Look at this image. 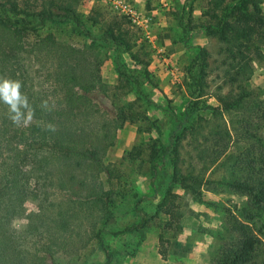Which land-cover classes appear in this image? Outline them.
Here are the masks:
<instances>
[{"label":"trees","instance_id":"trees-1","mask_svg":"<svg viewBox=\"0 0 264 264\" xmlns=\"http://www.w3.org/2000/svg\"><path fill=\"white\" fill-rule=\"evenodd\" d=\"M225 2L210 0L206 12L209 17L206 31L216 39L219 48L214 65L208 63L207 51L200 48L187 67L189 88L198 96L206 92L208 77L216 74L220 82L213 96L221 107L204 108L211 111L212 118L208 123L214 122L208 133L201 130L204 126L194 127L190 117L169 147L173 154V172L170 186L157 207L158 212L169 217L159 236L158 254L162 259L166 258L168 251L164 234L170 231L177 234L182 229L180 202L172 194L171 186L180 185L192 198L200 201L205 183H210L208 178L205 181V174L210 170L211 174L232 139V145L238 150L242 149H239L240 143H244L241 159L237 162L240 176L225 184L232 191L247 196V205L254 214L264 212V98L252 96L245 89V82L252 73V57L264 62V56L255 45L264 40V13L259 7L264 0ZM41 6L40 11L27 13L25 19L12 20L7 6L0 3V176L5 178L0 186V264H44L45 257H36L35 262L29 263L19 253L21 251L15 249L8 233L11 219L22 216L23 203L31 196L38 201L39 208L37 213L29 215L28 229L38 233L41 227H48L47 237L50 239L44 252L51 254L52 244L64 250L65 241L74 247L95 240L106 254L105 264H109L103 233L116 193L113 187L104 189L99 176L105 173L107 182H110L114 171L104 165L103 159L124 124L134 123L143 116L140 112L133 113L134 103L118 108L109 116L92 101L90 94L97 92L107 96L110 90L100 76L99 60L85 59L84 51L80 49H69L70 56L64 48L61 50L51 45V49L43 52L27 43L28 33L47 23H70L79 34L92 37L71 1L44 0ZM12 8L16 14L25 12L16 3H12ZM92 22L96 23L97 19L92 18ZM99 38L104 45L115 47L118 54L130 48L121 26L103 28ZM41 57L44 59L42 63ZM29 58L31 63H41L40 67L46 70V80H51L48 91L36 93L32 87L26 86V66L30 69L32 64H20V61ZM48 62H51L49 66ZM115 65L117 87L132 82L136 93L146 103L166 110L146 99L138 82L119 63ZM223 111L228 115L239 111L244 116L241 124L236 128L230 120L232 128H227L220 120ZM16 120L26 124L20 127ZM189 132L202 139L191 149L200 168L196 170L193 166L184 174L177 165L181 143ZM157 159L153 147L149 162L154 174ZM25 162L29 166L27 171L24 170ZM32 178L35 186L31 192L28 184ZM61 192H65L61 196H65L67 203L62 204L60 199L56 201L55 195ZM149 220L150 217L140 214L137 223L117 231L109 230V234L117 237L142 233ZM84 225L88 230L82 234ZM227 225L233 237L224 244L215 264H264V244L249 224L231 215L227 217Z\"/></svg>","mask_w":264,"mask_h":264},{"label":"rangeland","instance_id":"rangeland-1","mask_svg":"<svg viewBox=\"0 0 264 264\" xmlns=\"http://www.w3.org/2000/svg\"><path fill=\"white\" fill-rule=\"evenodd\" d=\"M43 1L0 0V3L7 6L12 20H19L25 19L27 13L40 11ZM67 1H71L92 37L79 34L70 23H47L29 32L27 43L43 52L47 48L51 49V45L61 50L64 48L70 56L69 49H80L84 51L85 59L99 60L100 76L110 90L107 96L97 92L90 94L92 101L100 106L102 113L109 116L118 108H126L134 103L133 113L140 112L143 116L134 123H125L117 133L115 144L106 153L103 163L114 171L110 182H107L105 173L99 176L104 189L113 187L116 193L103 233L110 257L109 264H215L224 244L233 237L227 225V217L231 215L248 223L264 244V212L254 214L247 205V196L232 191L225 184L240 176L237 173L240 168L237 162L241 159L244 143H240L239 149H242L238 150L236 145H232V139L227 152L214 166L211 174V170L205 174V181L208 178L210 183H205L200 201L192 198L180 185L171 186L172 194L180 202L182 229L177 234L173 231L164 234L168 240L166 258L162 259L158 254L159 236L169 219L167 214L157 209L166 188L170 186L173 172V154L169 147L176 133L190 117L194 127L204 126L201 130L208 133L214 122L208 123L212 118L211 111L204 108L221 107L213 96L220 82L216 74L212 73L208 77V88L202 96L189 88L187 75V67L198 55L200 48L207 51V61L211 66L218 58L217 41L206 31L209 22L206 12L210 0H60ZM237 1L226 0L225 3L236 4ZM12 3H16L25 12L16 14L12 10ZM259 7L264 13V2ZM92 18H96L97 22H92ZM112 25L121 26L126 33L130 45L128 51L118 54L115 47L106 46L100 40L102 29ZM255 45L264 56V40ZM29 59L20 61V64L31 63L32 59ZM43 60L41 57V63ZM116 62L138 82L146 99L166 110L146 103L136 93L132 82L117 87ZM41 63H31V70L26 66L27 73L24 75L26 86L32 87L36 93L48 91L51 85V80H46V70L40 67ZM50 64L48 62L47 66ZM250 64L252 73L245 82V89L252 96L264 98V62L252 57ZM222 113L220 120L229 129L232 128L230 120L237 128L244 118L239 111L229 115L224 111ZM19 122L16 120L20 127L26 124H22L21 120ZM201 142L200 137L190 132L182 141L177 165L182 173H187L193 166L196 170L200 168L191 149L193 144ZM153 147L158 155L155 174L149 162ZM4 168L8 169V166L4 165ZM24 168L25 171L29 169L28 163H24ZM4 181L5 178L0 176V186ZM34 186L35 179L32 178L28 189L32 192ZM62 194L65 192L55 195L56 201L60 199L62 204L67 203ZM38 208L39 203L34 196L27 198L23 203L22 216L11 219L8 228L15 249L21 251L19 253L29 263L35 262L36 257H45L44 264H105L106 254L95 240L85 246L76 244L75 248L70 246L69 241H65L67 244L64 250L52 244L51 254L44 252L50 239L47 237L48 227H41L38 233L28 229L29 215L37 213ZM140 214L150 217L142 233L117 237L109 234V230L117 231L137 223ZM98 219L101 221V218ZM87 230V225H84L81 233Z\"/></svg>","mask_w":264,"mask_h":264}]
</instances>
